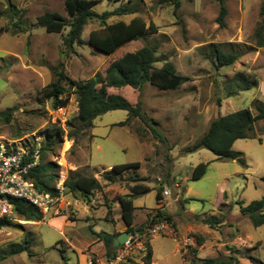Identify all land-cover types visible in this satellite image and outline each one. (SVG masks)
<instances>
[{"label": "rangeland", "instance_id": "obj_1", "mask_svg": "<svg viewBox=\"0 0 264 264\" xmlns=\"http://www.w3.org/2000/svg\"><path fill=\"white\" fill-rule=\"evenodd\" d=\"M263 1L225 0V27L216 22L219 0H102L96 4L98 13L123 4L137 8L134 14L110 17L108 23L130 21L138 15L157 26V32L121 47L114 55L157 44L155 66L171 60L189 80L177 89L160 90L146 84L141 94L131 90L130 96V91H125L130 102L142 100L143 110L165 135L164 142L156 139L139 118L119 125L128 117L123 109L102 114L85 130H78L77 124L70 127L68 122L73 121L77 110L76 95L72 94L63 111L66 117L71 115L68 133L64 131L59 147L45 153L46 161L57 165L55 183L62 170L66 176L76 170L98 174L104 181L101 173L108 166L140 162L141 167L122 173L106 196L101 194L96 199L95 208L85 213V204H77L74 209L78 208V214L73 213L70 220L63 216H46L43 221L18 218L14 221L17 224L3 227L0 264H87V250L94 260H105V247L96 243V232H111L123 224L119 214H107L106 203L130 185L134 174L150 176L145 181L150 191L137 204L142 202L153 209L158 188L170 190L164 210L173 216L179 231L196 237L193 252L198 263L213 259L210 264H264V224L255 226L242 212V206L264 195V120L255 122L250 135L233 145L243 153L246 166L236 159H218L207 148L187 150L201 139L217 115L252 108L256 98L264 103V82L259 80L264 79V47L256 45L254 36L262 20ZM47 11L68 18L64 0H0V28L6 29L0 35V112L12 109L10 116L0 115V136L33 140L36 134L44 143L47 128L58 126L51 120V102L43 95L44 87L57 78L54 68L84 80L104 72L113 58L87 43L67 48L63 37L68 27L56 33L36 25L38 17ZM102 25L98 18L90 20L82 38L87 41L90 32ZM210 43L238 53L239 58L232 65L216 68ZM238 72L250 82L259 80L262 91L258 85L238 90L234 80ZM71 130L73 138L69 136ZM200 163L207 164V171L193 180V169ZM147 217L145 209H137L135 224ZM150 246L155 264L181 263L170 238L155 237ZM143 257L136 253L125 264H145Z\"/></svg>", "mask_w": 264, "mask_h": 264}, {"label": "trees", "instance_id": "obj_2", "mask_svg": "<svg viewBox=\"0 0 264 264\" xmlns=\"http://www.w3.org/2000/svg\"><path fill=\"white\" fill-rule=\"evenodd\" d=\"M102 0H64V7L68 14V18L63 17L57 12H45L37 19L36 25L43 27L47 32L61 33L65 28H69L63 37V44L67 48H73L79 44H89L96 50L107 55L113 56L104 72L98 71L88 79L77 80L68 76L63 70L56 71L57 78L55 81L47 84L43 89V95L46 100L51 102V109H57L69 104L71 95L75 94L78 111L74 115L73 121H69L70 127L77 124L78 130L82 131L93 126L95 118L102 114L115 109H123L128 112L125 121H121L119 125H126L134 118H139L150 130L153 136L161 142L165 141V135L158 129V122L148 117L143 110L142 100H134L130 102L125 96V91H138L140 94L146 84H150L160 90H171L179 88L189 77L181 73L175 63L166 60L158 67L155 66L156 54L158 52L157 44H147L134 50L128 51L120 56L114 55L117 50L132 41L145 38L148 35L157 32V26L153 22H147L141 16L135 15L129 22L125 20H117L108 23V19L113 16L126 14H134L137 8L128 4H123L112 11H104L98 13L94 10L96 4ZM131 2V0H130ZM220 9L216 22L220 27L226 26V16L228 8L225 0H219ZM176 1L175 5L178 6ZM176 12V9H175ZM260 14L262 20L254 32L256 45L264 47V1L261 5ZM98 18L103 25L99 29L90 32L89 38L85 41L82 38L84 27L87 23ZM4 27L0 28V35L5 31ZM214 47V59L216 68L226 65H232L238 58V53L234 51H225L220 45L210 43ZM234 80L238 82L237 89H247L252 85L257 86L258 80L250 82L249 78L243 72H238ZM244 82V83H243ZM237 89L234 91L236 92ZM232 92V90H231ZM220 102V100H218ZM12 113V109H7L2 114ZM264 120V103L256 98L252 101V108H242L228 114H219L213 118L209 127L188 151H194L199 148H207L211 150L218 159H236L243 165H247L243 153L233 149L236 140L247 138L254 129L257 121ZM142 138V130L137 131ZM73 138L74 133H69ZM64 138V129L57 125L47 128L46 140L42 145L41 163L33 167L26 175V179L39 190L44 192H55L58 175L55 173L56 163L46 161L45 153L48 150H54L59 147ZM141 166L140 162L118 164L112 169L102 173V178L107 182H117L122 173L127 170L135 171ZM207 171V164L200 163L194 167L192 179H200ZM264 179V177H262ZM145 180L138 174H134L130 181L134 182L129 187L131 194H117L113 200L118 202L122 208V219L127 226L126 231L135 232L154 224L160 220H168L173 225V216L162 209V206L147 211L148 217L146 221L140 225H134L136 207L134 198L138 194H145L150 191V187L140 183ZM65 185L70 195L74 198H83L89 200L91 195L96 191H100L103 185L98 178L84 171H70L65 180ZM163 187L158 188L156 193V201L159 205L163 201ZM14 205L15 215L28 221H42L44 215L34 206L20 199H11ZM264 195L257 200L252 201L246 206H242V212L251 219L255 226L264 224ZM14 223L12 220L0 219V228L10 226ZM96 235L103 242L105 247V255L111 258L116 255L118 248H113V239L119 233H108L106 231L96 232ZM153 252L150 243L146 245V255L143 257L145 264H152ZM213 259H205L198 263L195 257L192 264H210Z\"/></svg>", "mask_w": 264, "mask_h": 264}, {"label": "built area", "instance_id": "obj_3", "mask_svg": "<svg viewBox=\"0 0 264 264\" xmlns=\"http://www.w3.org/2000/svg\"><path fill=\"white\" fill-rule=\"evenodd\" d=\"M69 105V104H68ZM68 105L51 109L52 122L62 127L66 133V125L70 120L69 114L65 116L64 110ZM76 112L78 103L76 102ZM42 139L34 134L33 140L28 137L7 138L0 136V219L17 221L14 205L11 199H20L36 207L46 216H64L70 218L74 213V207L79 200L70 198V193L65 185L67 178L64 170L56 183L55 192H44L35 187L26 179V175L38 166L42 160ZM62 164V161L59 162ZM164 196L170 195V190L163 191ZM44 219V218H43ZM43 221V220H42ZM3 229L0 228V231ZM155 237H168L180 254V264H192L195 258L193 248L197 246L195 236L182 233L170 221L160 220L140 231L129 232L127 240L121 244L115 256L111 258L94 260L88 257V264H125L136 253L146 255V245Z\"/></svg>", "mask_w": 264, "mask_h": 264}, {"label": "crops", "instance_id": "obj_4", "mask_svg": "<svg viewBox=\"0 0 264 264\" xmlns=\"http://www.w3.org/2000/svg\"><path fill=\"white\" fill-rule=\"evenodd\" d=\"M127 22H129V21H127ZM137 41V40H136ZM133 42V41H132ZM129 44V43H128ZM127 45V44H126ZM199 47V46H198ZM131 51H134V50H131ZM259 80H260V84H262V81L264 82V79H262V78H259ZM259 80H258V87H259V91H262V88L259 86L260 84H259ZM262 80V81H261ZM187 82V81H186ZM185 83V82H184ZM183 83V84H184ZM182 84V85H183ZM264 84V83H263ZM181 85V86H182ZM221 103H223V102H221ZM141 167V166H140ZM110 169H112L111 168V166H108L107 168H106V170H110ZM105 170V171H106ZM101 175H102V173H101ZM95 176H97V178H98V180L101 182V184L103 185V188H102V190H100V191H96L93 195H91V197H90V199L89 200H85V199H83V198H76V199H78L79 200V202H78V205H80V204H85V206H84V212L86 213L88 210H90L91 208H95L94 206H93V204H94V202L96 201V199L102 194L103 196H106V194L108 193V191L110 190V189H112L113 188V185L116 183V182H113V183H111V182H107V181H102L101 179H100V177L98 176V174H96ZM140 177H142V178H144L145 180H143V181H140V183H142V184H144V185H147L146 183H145V181H146V179L149 177L150 178V176H145V175H139ZM159 181H161V178L159 177V179H158ZM131 183H130V185L129 186H127V187H125V190L124 191H121V192H118V193H115V195H117V194H122V195H126V194H131L132 192L130 191V189H129V187L130 186H132L133 184H134V182H132V181H130ZM148 186V185H147ZM114 195V196H115ZM142 196H143V194H138L135 198H134V205H135V207L139 210H143V209H145L146 210V212L148 211V210H150V208H147L142 202L141 203H138L137 204V201L138 200H141V198H142ZM70 198H74V197H72L71 195H70ZM107 198H108V195H107ZM166 201V196H164L163 195V201H162V204L161 205H159L158 203H157V205H156V207L155 208H157V207H160V206H162V209H164V203L163 202H165ZM106 205H107V207H108V212H107V214L108 213H110V212H112L113 213V215L115 214V213H117V214H119L120 215V217L122 218V208H121V205L118 203V202H116V201H111V202H107L106 203ZM136 209V210H137ZM136 212V211H135ZM169 213V212H168ZM74 214H78V208H77V211H76V209H74ZM107 214L104 216V217H107ZM58 217H60V216H58ZM64 217V216H63ZM65 219H71V218H66V217H64ZM114 222H115V217L113 216V219H112ZM123 220V219H122ZM146 221V220H145ZM145 221H143V222H141V223H139V224H135V219H134V225H140V224H142V223H144ZM126 229H127V226H126V224L124 223V221H123V224H121L120 226H115V228H114V230L113 231H111V232H108V233H122V232H124V231H126ZM98 237V236H97ZM69 244H70V246H74L75 244L74 243H72L71 241H67ZM96 243H99V244H102V245H104L103 244V242L99 239V237L97 238V241H96ZM204 245L205 244H202V245H200L201 247H204ZM78 250H81L80 248H78V247H76ZM152 248V247H151ZM152 252L154 253V251H153V248H152ZM177 252V251H176ZM87 257H86V260L88 259V257H89V252H88V250H87V255H86ZM87 262V261H86ZM88 264V263H87ZM152 264H155V262H154V260L152 259Z\"/></svg>", "mask_w": 264, "mask_h": 264}, {"label": "water", "instance_id": "obj_5", "mask_svg": "<svg viewBox=\"0 0 264 264\" xmlns=\"http://www.w3.org/2000/svg\"><path fill=\"white\" fill-rule=\"evenodd\" d=\"M128 236H129V232L128 231H124V232L120 233L118 236H116L113 239L112 247L113 248L119 247L121 244H123L127 240Z\"/></svg>", "mask_w": 264, "mask_h": 264}]
</instances>
